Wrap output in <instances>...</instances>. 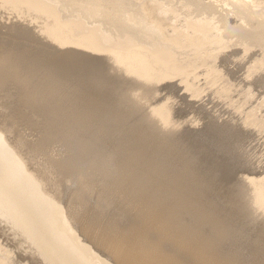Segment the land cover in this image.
I'll use <instances>...</instances> for the list:
<instances>
[{"label":"rangeland","instance_id":"obj_1","mask_svg":"<svg viewBox=\"0 0 264 264\" xmlns=\"http://www.w3.org/2000/svg\"><path fill=\"white\" fill-rule=\"evenodd\" d=\"M133 1L153 48L108 46L46 0H0V132L102 260L126 264L113 250L130 244L145 264H264L260 50ZM4 222L0 264H47Z\"/></svg>","mask_w":264,"mask_h":264},{"label":"bare ground","instance_id":"obj_2","mask_svg":"<svg viewBox=\"0 0 264 264\" xmlns=\"http://www.w3.org/2000/svg\"><path fill=\"white\" fill-rule=\"evenodd\" d=\"M46 1L54 4L61 11L64 18L69 19L81 17V19H85L86 22L99 26L101 40L108 46L124 48L138 43L146 44L148 46L150 45L152 48L156 46L157 32L148 24L145 16L142 13V6L140 7V5H137L133 0ZM150 1L159 7L163 13L168 14L172 11L181 9V12L186 13L187 16L196 20V22L208 27H215L218 30V33L221 35L226 37L232 35L235 37V41L238 44L244 45L245 47H256L258 50H260L259 54L264 59V0H258V3L254 4V6L249 0H214V2L210 4L203 3V0ZM42 6L43 5H41V7ZM224 12L234 13L242 18V25L237 29L233 27L231 28L223 19L225 18L223 16ZM87 36L89 37V35ZM232 36L230 38L233 39ZM90 46L93 47V45ZM78 56H76V58H78ZM114 58L113 60H115L117 57L115 59ZM110 60L112 59L110 58ZM75 61L78 62L77 60H74L72 63L74 64ZM76 64L73 66L75 67ZM79 68L80 67L78 66L76 70ZM110 69L111 71L113 70L112 68ZM121 70L123 69L121 68ZM114 71L116 72V70H113L112 72ZM260 76L261 78H259V81H264V69H262ZM111 88H114V86H111ZM11 144L12 143H9L6 136L0 132V219L3 220V222L5 221L6 224H8L16 233H18L19 236H22L28 240L35 248L38 255L47 264H110L98 257L88 245L81 241L78 234L68 221L63 207L44 192L41 183L29 171L28 165L19 156L15 149L12 148ZM187 163L188 162H186V164ZM177 173L179 174V171ZM226 190L227 189H225V191ZM241 193L246 195L245 188H241ZM257 196L259 195L257 194ZM103 234H105V232H103ZM92 236L94 237V235ZM90 239L89 242H91ZM100 244H102V242ZM131 247L132 246H130V244L127 245L126 248L119 247L117 251L113 250L114 255L116 257H118V255L119 257H122L126 264H145L144 260L134 253L138 251H135V249L134 251H131ZM229 261H231V259H229ZM236 261L239 262V260Z\"/></svg>","mask_w":264,"mask_h":264}]
</instances>
